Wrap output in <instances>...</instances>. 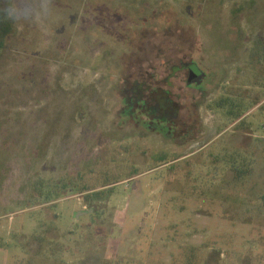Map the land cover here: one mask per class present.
Listing matches in <instances>:
<instances>
[{"label":"rangeland","instance_id":"1","mask_svg":"<svg viewBox=\"0 0 264 264\" xmlns=\"http://www.w3.org/2000/svg\"><path fill=\"white\" fill-rule=\"evenodd\" d=\"M30 2L0 54V264H264V0Z\"/></svg>","mask_w":264,"mask_h":264},{"label":"clouds","instance_id":"2","mask_svg":"<svg viewBox=\"0 0 264 264\" xmlns=\"http://www.w3.org/2000/svg\"><path fill=\"white\" fill-rule=\"evenodd\" d=\"M50 8L45 3L35 4L30 0H0V19L17 25L30 23L49 14Z\"/></svg>","mask_w":264,"mask_h":264},{"label":"trees","instance_id":"3","mask_svg":"<svg viewBox=\"0 0 264 264\" xmlns=\"http://www.w3.org/2000/svg\"><path fill=\"white\" fill-rule=\"evenodd\" d=\"M13 30V22L4 20V19H0V54L2 53L3 49L5 48L6 45V41L8 36L10 35V33ZM237 106L235 104H232L230 107V111H229V115H233L234 117L237 116V114H234V109ZM238 108H240V105L238 106ZM236 111V110H235ZM241 116L238 117V119ZM235 171H237V173L239 174V176L241 177V172H243L240 168H236ZM105 192H102V190L100 191H96L93 194H88L86 200L90 201V200H95V199H101L103 197V194Z\"/></svg>","mask_w":264,"mask_h":264},{"label":"flooded vegetation","instance_id":"4","mask_svg":"<svg viewBox=\"0 0 264 264\" xmlns=\"http://www.w3.org/2000/svg\"><path fill=\"white\" fill-rule=\"evenodd\" d=\"M196 71H197V70H196ZM191 73H192V76H193V75L195 74V71H194V70H192V72H191ZM194 76H195V75H194Z\"/></svg>","mask_w":264,"mask_h":264},{"label":"water","instance_id":"5","mask_svg":"<svg viewBox=\"0 0 264 264\" xmlns=\"http://www.w3.org/2000/svg\"><path fill=\"white\" fill-rule=\"evenodd\" d=\"M84 212H88V211H81L80 213H84Z\"/></svg>","mask_w":264,"mask_h":264}]
</instances>
